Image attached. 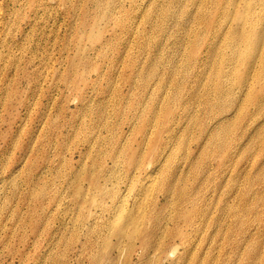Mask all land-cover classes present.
Masks as SVG:
<instances>
[{
    "label": "bare ground",
    "instance_id": "6f19581e",
    "mask_svg": "<svg viewBox=\"0 0 264 264\" xmlns=\"http://www.w3.org/2000/svg\"><path fill=\"white\" fill-rule=\"evenodd\" d=\"M164 1L154 4L155 0H147L141 14L147 21H153L152 27L160 30H164L165 21H170L175 30H164V37L168 40L166 44L172 45L178 55L188 47L184 58L188 62L186 67L196 66V77L187 80L175 78V73L178 70L181 72L183 67L174 64L173 57L170 58L173 62L170 70L159 71L161 52L148 53L142 64L139 62L134 66V72L123 76L124 81L131 83L127 93L120 90L112 95V100L105 96L96 103L107 109L111 101L112 111L117 114L121 112L119 103L135 96L134 101L129 103L132 117L125 122L112 121L104 115L106 109H101L97 114V124L106 133L95 135V146L100 148L106 144V156L112 162L109 165L104 161L101 166L115 169L119 167L121 159H125L130 162L127 169L132 170V182L146 177L143 188L156 180L163 196L159 199L154 197L149 204H145L136 202L141 195L139 193L126 204V197L118 191L115 195L110 193L107 196L112 203L100 204L101 211L93 216V227L89 230L96 234V250L48 252L46 264H256L262 257L264 238L259 237L257 232H249L251 215L243 214L244 207L240 206V202L247 200V209L251 210L254 205V202H249L251 199L243 194V199L238 200L234 192L218 187L212 192L202 189L198 177L188 182L187 188L180 184L177 186V179L168 174L163 164L153 165L146 170L144 164L150 162L148 157H154L158 150L159 154L169 156L177 145L178 150L187 148L190 153L202 157L209 153L218 156L220 162L216 166L207 163L203 167L204 172L213 167L222 173L231 164V171L236 175L238 171L246 170L238 167V162H242V167L246 168L248 158L253 155L255 167L251 170L248 184L264 181V20L261 19L260 24L253 6L255 0H242V3L241 0H200L199 8L196 0ZM133 4L132 10L135 12L139 3L133 0ZM229 5L234 9L231 14V11H227ZM67 7L75 14L79 0H0V214L18 197V203L16 201L11 206V213L7 217V220L13 219L8 232L5 230L7 221L0 218V232L4 230V235H0L2 245L9 242V236L16 235L15 228L19 226L23 229L20 240L25 241L24 234L34 223L31 220L34 217L32 202L37 201L43 206V200L36 198L43 191V185L37 188L38 192L33 190L34 182L29 173L25 172L24 175L28 178L25 180L26 188L22 190V199L17 195L15 186L10 190H7V186L16 181L17 146L23 152V158L31 151V134L29 131L26 133L25 129H16V124L20 121L26 125V122L32 123L33 119L28 114L17 121L16 114L20 108L29 111L31 92L41 85L39 71L44 62L37 57L40 49H45V46L42 47L43 40L53 41V45H57L60 54L65 57L64 42L58 43L56 30L49 37L46 29L48 19H58L62 11H67ZM262 7L264 11V4ZM223 8L222 18L216 19ZM123 16L125 23L130 19V12ZM87 17L88 13H85L80 19L83 18L84 23ZM117 21L120 23L119 19ZM144 31L149 32L146 28ZM101 33L82 35L89 39L94 54L96 46L93 42L100 41L103 46L109 43L107 39L102 40ZM146 33L142 34L141 30L139 34L143 44L142 36L150 43L158 41L156 36ZM207 33L211 34L208 43ZM199 42H204L200 51ZM85 49L78 42L76 48L71 50V56V52L66 56L69 57L68 71L64 79L71 85H76L75 78L81 76L79 64L90 61L91 53L87 55ZM129 63L135 64L132 57H129ZM61 73L57 71L59 78ZM152 76L159 78L158 83H153L154 92L150 90L136 95L133 87L148 88ZM189 81L192 84L190 87L187 86ZM81 100V107L89 106L85 102L87 98ZM39 104L43 106L41 100ZM195 105L202 107L201 113L193 112ZM175 108H179L180 112ZM261 114L262 120L258 122ZM44 116L41 108L36 121H41ZM252 125L255 126L247 132ZM191 127L196 131L192 146L187 144L189 139L185 138ZM134 132L140 137L136 146L133 141L135 147L129 141ZM23 134L25 140H22ZM80 155H83L82 151ZM188 165L192 168V163ZM256 172L259 175L251 181V176ZM62 174L66 175V172ZM73 174L78 175V172L72 170L70 175ZM74 198L80 200L81 196L74 194ZM259 200L264 205V195ZM243 230L245 234L241 236ZM113 236L115 240L111 239ZM206 237L211 239L212 249L218 252H205L204 247L199 245L200 240ZM180 247L182 252H166ZM120 248L123 252H112V249ZM8 253L12 257L15 254ZM20 255L25 254L20 252Z\"/></svg>",
    "mask_w": 264,
    "mask_h": 264
},
{
    "label": "rangeland",
    "instance_id": "374dc122",
    "mask_svg": "<svg viewBox=\"0 0 264 264\" xmlns=\"http://www.w3.org/2000/svg\"><path fill=\"white\" fill-rule=\"evenodd\" d=\"M136 2L139 3V8L133 12L132 9L135 6L133 0H79V8L75 14L67 7V11H62V15L58 19H54V17L48 19L46 32L51 37V34L56 30L55 34L59 36L58 43L64 42L63 54L65 57L60 54L57 45H53V41L45 42L43 40L42 47L45 46L47 51L41 48L37 57L38 60L44 62L39 71L41 73V85L36 89L33 88L31 92L29 111L20 108L16 114L17 121L25 118L28 114L31 120L33 119L32 123L26 122V125H22L20 121L19 124H16V129H25L26 133L29 131L31 134L32 140L29 145L31 151L27 157L23 158L24 154L20 151L19 145L17 146L15 153L17 160L15 164L16 181L7 186V190L15 186L17 195L19 198L21 196L22 199V190L26 188L25 180L28 178L24 175L25 172L29 173L34 182L32 184L33 190L37 191L43 185V191L36 195L37 199L43 200V206L39 205L37 201L32 202L31 208L34 217L31 220L34 223L24 234L25 241L20 240L23 229L19 226L15 228L16 235L8 237L9 242L6 245L0 244V264H46L45 257L48 252L95 251L96 234L91 233L89 230L93 227V216L96 212L101 211L100 204L112 203L107 195L110 193L115 195L118 191L123 197H126V204L132 202L135 196L140 194L136 202L140 203L142 201L145 204H149L154 197L159 199L163 196L156 180H152L148 187L144 185L143 188L142 184L146 177L139 182H132L130 176L132 170L127 169L130 162L125 161V159H121L119 167L115 169L101 166L104 161L109 165L112 164L109 156H106L108 147L106 148V144L100 148L95 146V135L106 133L105 129L97 124V114L101 109H106L96 104L98 99L106 96L112 100V95L120 90L127 93L130 82L124 81L123 76H128L131 71L134 72V66L139 62L142 64L149 56L148 53L161 52L162 59L159 61L158 67L159 71L163 69L165 72L173 66V62L170 61V58L173 57L174 64L179 67L181 65L184 68L181 72L178 70L175 73L177 79H194L198 73L196 66L186 67L188 62L184 58L188 47L178 55L177 52H174L176 49L172 45L166 44L168 40L164 37V30L171 32L175 30L170 21H165L164 30L152 27L153 21H147L141 14L147 0H136ZM163 2L165 3L164 0H155L153 3L161 4ZM196 2L199 8L200 0H196ZM263 4L264 0H255L253 4L260 24L261 19L264 20ZM233 5L235 7V4ZM227 9V11H231L230 14L234 10L232 5H229ZM99 11L102 12L98 13ZM223 11L224 8L217 14L216 19L220 20L222 18ZM103 12H105V15H103ZM128 12H130V19L124 23L125 16L123 14ZM85 13H88L89 18L87 17V20L83 23V18H80ZM97 14L98 16H96ZM117 19L121 24L118 23ZM145 28L149 30L148 33L144 31ZM141 30L142 34L156 36L158 41L150 43L142 36L145 41V44H143L141 35H139ZM98 31L102 32V40L107 39L109 43L103 46L100 45V41L93 42L92 44L96 46V53L94 54L89 39L82 35L84 33L98 34ZM209 35L211 34L207 33L206 35L207 43ZM78 42H81V46L86 47L85 53L87 55L91 53V58L87 63L79 64L81 76L75 78L76 85H71L64 79L68 71L66 67L69 57L66 58V56L76 48ZM199 43L198 48L200 51L204 47V42ZM44 54H47V56L44 57ZM125 56L128 59L126 62L124 61ZM129 57L133 58L134 65L129 63ZM182 63L185 65H182ZM56 70L62 71V78L57 76ZM158 80V77L152 76L149 82L150 88H137V86H134V93L139 95L143 94L144 91L149 92L151 90L154 92L153 83H158ZM191 85L189 81L187 86L190 87ZM84 98L88 99L85 101L89 104L88 107H81V99L84 100ZM135 98L134 96L129 101H121L118 105V107L121 106V112L117 114L113 113V105L110 101L104 115L112 121H127L132 117L133 112L129 110V103L134 101ZM40 100L43 106L39 104ZM94 100L96 101L94 102ZM76 104L80 106L76 107ZM122 105H125L126 108ZM41 108H43L45 116L41 121H36L41 114ZM201 109V106L195 105L193 112L199 114ZM175 110L180 112L179 108H175ZM262 116L263 114L258 117V122H261ZM254 126L247 128V132L251 131ZM195 134L196 131L193 127L187 131L185 136L187 140L189 139L187 144L191 146L195 144ZM162 135L165 134L162 133ZM234 135L235 131H233V138ZM22 140H25L24 134ZM139 140L138 133L134 132L130 135L129 141L133 146V141L136 146ZM80 151L83 153L82 156ZM159 152L160 150L154 157H148L150 162L146 161L144 170L156 164H163L168 174H172V178L177 179V183H175L177 186L180 184L187 188L189 187L187 183H191L193 179L198 177L202 189L212 192L218 187L223 191L234 192L238 200H242L245 195L247 199H251L249 200L250 203L254 202L251 210L247 209V200L245 203L240 202V206L244 207L242 213L251 215L252 222L250 223L249 232H257L259 237L264 238V205L259 200L264 195V181H258L253 185L248 184L247 181L253 172L251 170L255 167L253 155L248 158V167L246 168L242 167V162H238V167L246 170L241 173L238 171L234 175L231 171L233 169L231 164L222 173H219V169L215 170L213 167L208 172L203 171V167L207 163V165L213 163L216 166L220 162L218 156H214L213 153L202 157V155L190 153L187 148L178 150L177 145L173 147L171 154L167 157L161 153L160 155ZM189 163H192V168H189ZM226 164L228 163L226 162ZM72 170L78 172V175H70ZM144 170L141 171L144 172ZM62 172H66V175ZM1 174L4 175L5 173L1 172ZM258 175L257 172L252 175L251 181L255 180ZM150 179L153 178L150 177ZM250 187L251 189H249ZM74 194L80 195L81 199H75ZM83 199L84 202H82ZM15 202L18 203V197L9 206L7 205V209L0 214V218L7 221V228L5 229L7 232L8 227L13 222V219L7 220V217L11 213L10 208ZM19 205L21 206V204ZM17 213H20V211H17ZM243 218L246 219V216L244 215ZM1 231L0 235H4V230L1 229ZM244 231L241 232V236H244ZM111 239L115 240L114 236ZM210 241L211 239L209 240L206 237L200 240L199 245L204 247L205 252H218L215 248L212 249L213 244ZM175 251L182 252V249L181 247L175 250L169 249L166 252ZM8 252H15V254L12 257ZM20 252H24L25 255L21 256ZM112 252L123 251L120 248L119 250L112 249ZM256 264H264V252H262V257L258 259Z\"/></svg>",
    "mask_w": 264,
    "mask_h": 264
}]
</instances>
